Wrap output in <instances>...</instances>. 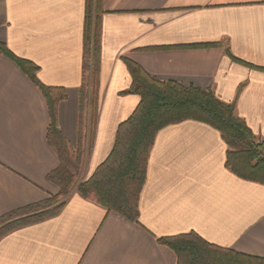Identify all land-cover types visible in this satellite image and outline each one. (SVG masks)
Listing matches in <instances>:
<instances>
[{
  "label": "crops",
  "instance_id": "0c3cea01",
  "mask_svg": "<svg viewBox=\"0 0 264 264\" xmlns=\"http://www.w3.org/2000/svg\"><path fill=\"white\" fill-rule=\"evenodd\" d=\"M84 3L0 0V41L36 64L42 83L66 90L58 127L73 146ZM103 7L98 113L82 179L104 161L118 125L139 103L138 94L122 93L131 83L124 58L161 80L235 99V113L264 139V71L249 66L264 67V0H103ZM47 125L38 88L0 55V218L58 192L47 178L58 163ZM225 158L215 128L192 119L169 124L149 151L137 222L73 190L56 214L0 238V264H176L157 238L190 231L264 258V184L236 176Z\"/></svg>",
  "mask_w": 264,
  "mask_h": 264
},
{
  "label": "trees",
  "instance_id": "16d2710c",
  "mask_svg": "<svg viewBox=\"0 0 264 264\" xmlns=\"http://www.w3.org/2000/svg\"><path fill=\"white\" fill-rule=\"evenodd\" d=\"M104 13L103 0H85L82 79L78 88V128L74 146L58 127V103L66 98V90L42 83L37 77L38 66L16 56L0 41V55L12 60L45 100L48 113L46 141L58 161L47 175L58 192L1 217L0 238L17 227L56 214L72 190L107 211L137 222L138 197L145 181L146 163L154 137L161 128L186 119L206 123L218 130L226 144L225 166L230 172L242 179L264 184V140L256 138L244 119L235 113V99L225 102L211 88L185 87L176 81L161 80L129 58H124V62L131 83L122 93L138 94L139 103L130 116L118 125L112 149L104 161L90 177L81 178L92 146L98 113ZM225 52L239 61L230 53L228 45ZM249 66L264 71V67ZM157 242L175 253L176 264H264L262 257L214 245L193 231L159 237Z\"/></svg>",
  "mask_w": 264,
  "mask_h": 264
},
{
  "label": "rangeland",
  "instance_id": "374dc122",
  "mask_svg": "<svg viewBox=\"0 0 264 264\" xmlns=\"http://www.w3.org/2000/svg\"><path fill=\"white\" fill-rule=\"evenodd\" d=\"M262 140H264V139H262ZM81 178H82V172H81ZM73 191V190H72Z\"/></svg>",
  "mask_w": 264,
  "mask_h": 264
}]
</instances>
